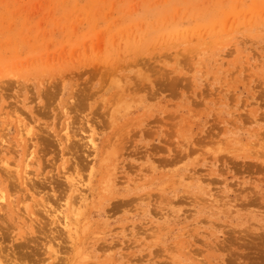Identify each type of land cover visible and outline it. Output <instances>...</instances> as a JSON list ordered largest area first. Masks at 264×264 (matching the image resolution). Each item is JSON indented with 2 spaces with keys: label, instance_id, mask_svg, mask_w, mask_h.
<instances>
[{
  "label": "rangeland",
  "instance_id": "374dc122",
  "mask_svg": "<svg viewBox=\"0 0 264 264\" xmlns=\"http://www.w3.org/2000/svg\"><path fill=\"white\" fill-rule=\"evenodd\" d=\"M1 189L5 264H264V0H0Z\"/></svg>",
  "mask_w": 264,
  "mask_h": 264
},
{
  "label": "bare ground",
  "instance_id": "6f19581e",
  "mask_svg": "<svg viewBox=\"0 0 264 264\" xmlns=\"http://www.w3.org/2000/svg\"><path fill=\"white\" fill-rule=\"evenodd\" d=\"M21 130H23V129H21ZM24 130H25V129H24ZM22 132H23V131H22ZM25 133H27V131H26ZM21 134L23 135V133H21ZM30 135H31V133L28 132V136H30ZM31 136H33V135H31ZM69 138H70V137H69ZM69 138H68V139H69ZM93 141H94V140H93ZM26 164H27V163H26ZM26 167H27V166H26ZM24 179H25V178H24ZM41 181H42V180H41ZM42 182H43V181H42ZM40 183H41V182H40ZM24 184H25V183H24ZM44 184H45V183H44ZM51 185H52V184H51ZM71 186H72V185H71ZM53 189H54V188H53ZM77 190H78V188H76V191H77ZM80 190H81V189H80ZM74 191H75V190H74ZM78 192H79V191H78ZM41 193H42V192H41ZM41 193H40V194H41ZM54 193H55V192H54ZM7 195H8V194H7ZM10 197H11V195H10ZM7 198H8V196H7V197L5 196L4 190L1 189V190H0V201H2V202H3V201H7ZM45 198H46V197H45ZM47 198H48V197H47ZM83 198H84V197H83ZM10 201H11V198H10ZM7 202H8V201H7ZM71 202H72V203H71ZM71 202H70V203H71L72 205H73V203H75L74 200L71 201ZM2 207H3V206H2ZM7 207H8V206H7ZM12 207H13V206H12ZM73 207H76V206L73 205V206L71 207V209L74 210ZM81 209H82V208H81ZM72 212H73V211H72ZM74 213L76 214V211H75ZM79 214H80V213H79ZM64 215H65V214H64ZM81 215H82V214H81ZM81 215H80V216H81ZM49 216H50V215H49ZM54 217H55V216H54ZM60 220H61V219H60ZM58 221H59V220H58ZM77 222H78V221H77ZM77 222H75V223H77ZM65 224H66V223H65ZM66 225H67V224H66ZM68 227H69V226H68ZM68 231H69V230H68ZM68 231H67V232H68ZM71 233H72V232H71ZM72 234H73V233H72ZM69 235H70V234H69ZM70 236H71V235H70ZM53 237H54V236H53ZM53 237H52V238H53ZM74 237H75V236H74ZM50 238H51V237H50ZM71 239L73 240V238H71ZM54 240H55V239H53V241H54ZM72 240H70V241H72ZM55 241H56V240H55ZM57 241H58V240H57ZM72 242H73V241H72ZM49 243H50V240H49ZM49 245H50V244H49ZM53 249H54V248H53ZM53 249H52V250H53ZM45 250H46V248H45ZM37 251H38V250H37ZM49 252H50V251H49ZM36 253H37V252H36ZM59 253H60V252H59ZM36 255H37V254H36ZM51 255H52V253H51ZM59 255H60V254H59ZM0 256H2V255H0ZM57 256H58V255H57ZM57 256H56V257H57ZM51 257H52V256H51ZM0 258H1V257H0ZM65 262H66V261H65ZM65 262L63 261V263H65ZM3 263H4V262H3L2 259H1V260H0V264H3ZM4 264H5V263H4Z\"/></svg>",
  "mask_w": 264,
  "mask_h": 264
}]
</instances>
